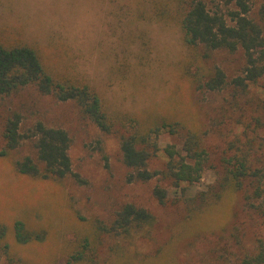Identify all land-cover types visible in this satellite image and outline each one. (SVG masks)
<instances>
[{"label":"rangeland","instance_id":"obj_1","mask_svg":"<svg viewBox=\"0 0 264 264\" xmlns=\"http://www.w3.org/2000/svg\"><path fill=\"white\" fill-rule=\"evenodd\" d=\"M156 1L0 0V35L39 46L53 63L95 87L109 113L181 123L179 134L159 136L151 172L163 170V149L179 148L187 130L200 136L208 155L200 182L175 198L161 176L128 182L120 133L101 132L74 102H57L33 87L0 97V149L3 125L17 112L21 133L37 122L68 133L77 175L58 182L19 175L15 163L35 158L28 141L0 158V229L21 220L45 232L44 242L13 248L25 264H66L81 219L110 221L126 203L149 211L153 225L141 234L103 239L95 264H240L264 239V217L245 205L251 184L236 192L220 188L223 159L236 154L252 167L264 165V75L245 90L191 88L183 75L189 54L180 31L151 17ZM202 1L210 11L229 9L227 0ZM250 6V17L264 20V0H250ZM204 66L219 67L229 82L243 76L244 55L215 51ZM156 186L169 191L164 205L153 197ZM0 264L12 263L0 252Z\"/></svg>","mask_w":264,"mask_h":264},{"label":"trees","instance_id":"obj_2","mask_svg":"<svg viewBox=\"0 0 264 264\" xmlns=\"http://www.w3.org/2000/svg\"><path fill=\"white\" fill-rule=\"evenodd\" d=\"M151 14L156 20L175 25L189 54L183 75L194 90L220 92L232 87L245 90L264 75V20L250 17V0H227L229 9L210 11L202 0L156 1ZM0 35V97H8L19 89L33 87L40 95L57 102H74L82 114L101 132L120 133L122 162L129 171L128 182H147L157 176L166 180L175 198L186 196V186L200 182L207 166L208 155L200 136L185 131L181 146L163 149L165 164L162 171L151 172L148 164L161 151L159 136L166 132L177 135L182 130L178 121L167 118L145 119L128 113H109L98 90L68 69L59 67L39 46ZM234 53L241 50L245 67L243 76L227 81L219 67L204 65L215 51ZM21 115L11 113L3 125V147L0 158H6L24 141L34 149L35 158L24 157L15 163L16 172L38 182H58L74 176L69 157L70 138L60 128L35 123L21 133ZM224 161L222 191H242L250 183L253 191L245 195V205L264 217V205L255 200L264 198V165L252 167L247 157L236 154ZM169 191L156 186L153 197L164 205ZM264 203V201H263ZM155 221L142 207L124 204L110 221L81 219L82 229L75 236L66 264H95L98 250L105 238L141 234ZM45 241V232L27 228L15 220L11 228L0 229V252L12 264H25L16 258L14 247ZM240 264H264V239L257 241L255 253L245 255Z\"/></svg>","mask_w":264,"mask_h":264}]
</instances>
